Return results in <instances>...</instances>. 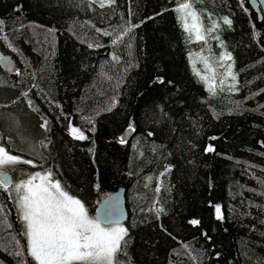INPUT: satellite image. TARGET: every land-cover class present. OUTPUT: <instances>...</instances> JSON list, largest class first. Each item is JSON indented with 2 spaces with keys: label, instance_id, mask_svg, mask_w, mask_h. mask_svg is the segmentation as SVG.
I'll use <instances>...</instances> for the list:
<instances>
[{
  "label": "trees",
  "instance_id": "1",
  "mask_svg": "<svg viewBox=\"0 0 264 264\" xmlns=\"http://www.w3.org/2000/svg\"><path fill=\"white\" fill-rule=\"evenodd\" d=\"M0 22L20 67L0 65V143L31 161L0 186V264H37L13 189L36 172L94 216L126 189L114 264H264V20L247 0H0Z\"/></svg>",
  "mask_w": 264,
  "mask_h": 264
},
{
  "label": "snow or ice",
  "instance_id": "2",
  "mask_svg": "<svg viewBox=\"0 0 264 264\" xmlns=\"http://www.w3.org/2000/svg\"><path fill=\"white\" fill-rule=\"evenodd\" d=\"M177 11L181 13L182 20L186 21L189 16L194 22L198 19L191 3H182ZM224 23L231 24V21L225 18ZM185 28L191 30L187 23ZM193 28L197 39L203 40L199 26L194 23ZM224 59L231 57L228 55ZM232 78L235 79L234 76ZM72 133L77 139H86L76 128ZM207 150L213 149L209 147ZM20 162L19 157L0 147V166ZM50 177V173L43 176L37 173L15 185L30 256L37 264H112L127 229L103 225L100 220L90 218L81 201L64 192L59 182H52ZM36 180L40 182L34 183ZM6 183V177L0 180V186H5V190ZM216 212L221 218L219 207ZM191 223L199 222L193 220Z\"/></svg>",
  "mask_w": 264,
  "mask_h": 264
},
{
  "label": "water",
  "instance_id": "3",
  "mask_svg": "<svg viewBox=\"0 0 264 264\" xmlns=\"http://www.w3.org/2000/svg\"><path fill=\"white\" fill-rule=\"evenodd\" d=\"M260 21L264 20V0H247ZM0 65L8 75L20 72V67L16 60L8 53L4 52L0 46ZM133 135V129H128L122 136L123 141H128ZM7 178L6 187L13 182V177L9 171H0V180ZM95 217L103 224L126 223L129 219V209L127 202V191L120 188L106 196L95 211Z\"/></svg>",
  "mask_w": 264,
  "mask_h": 264
},
{
  "label": "rangeland",
  "instance_id": "4",
  "mask_svg": "<svg viewBox=\"0 0 264 264\" xmlns=\"http://www.w3.org/2000/svg\"><path fill=\"white\" fill-rule=\"evenodd\" d=\"M73 128L78 129L80 133H82L84 136H86L84 132H82L79 128H77L76 126H74L73 124H71V125H70V132H71V135H72L73 137L76 138V136H74L73 133H72V129H73ZM0 147H4V148H5V146L2 145L1 143H0ZM5 149H6V148H5ZM6 150H7V149H6ZM7 151H8V150H7ZM8 152H9V151H8ZM9 153H10L11 155H13V156L19 157V158H20V161H21L20 163H22L23 161H29L28 159H26V158H24V157H22V156H19V155L13 154V153H11V152H9ZM17 164H19V163H17ZM15 165H16V164H15ZM11 166H13V165L0 166V171H9V170H7V169L11 168ZM9 172H10V171H9ZM38 173H39L40 175H42V176H43V175H47V173H42V172H38ZM35 174H37V172L34 173L33 175H35ZM30 178H31V177H30ZM30 178H28V179H30ZM28 179H22V180H19V181H17V182L14 183V187H13V189H14V192H15L16 196H17V193H16V191H15V185L18 184V183H20V182H22V181H26V180H28ZM50 179H51L52 182H58V181L52 179L51 177H50ZM39 182H40L39 180L34 181V183H39ZM59 184H60V183H59ZM60 186H61V184H60ZM61 189H62L64 192L68 193V195L74 197L75 199L80 200L81 203L84 205V207H85V209H86V211H87V213H88V216H89L90 218H92V219H97V218H96V217H95V216H94V215H93V214L87 209V207L85 206V204L83 203V201H82L80 198H78V197H76V196L70 194V193L67 192L62 186H61ZM18 205H19V203H18ZM19 209H20V208H19ZM102 224H103V223H102ZM103 225H108V226H111V227H117V226H120V227H124V228H126V229L128 230L127 226H126L124 223H112V224H103ZM120 244H121V242H120ZM116 253H117V252H116ZM116 253L114 254L112 264H114Z\"/></svg>",
  "mask_w": 264,
  "mask_h": 264
}]
</instances>
